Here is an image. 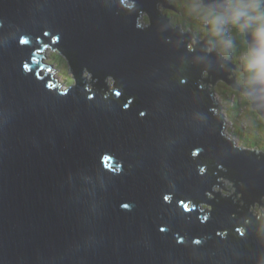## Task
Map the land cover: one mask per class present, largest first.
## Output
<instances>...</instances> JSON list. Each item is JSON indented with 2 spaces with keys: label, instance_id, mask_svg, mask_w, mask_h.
<instances>
[{
  "label": "water",
  "instance_id": "obj_1",
  "mask_svg": "<svg viewBox=\"0 0 264 264\" xmlns=\"http://www.w3.org/2000/svg\"><path fill=\"white\" fill-rule=\"evenodd\" d=\"M162 1L0 0V264H264V222L205 195L231 179L213 171L223 165L240 199L264 196V153L225 136L201 86L203 74L223 79L264 117V27L246 32L260 70L244 88L223 54L190 47ZM201 1L229 15L222 0ZM45 49L63 51L66 95ZM84 69L97 79L91 98ZM109 76L120 95L104 89ZM182 199L198 205L183 211ZM199 202L213 206L205 223ZM174 233L209 239L182 245Z\"/></svg>",
  "mask_w": 264,
  "mask_h": 264
},
{
  "label": "trees",
  "instance_id": "obj_2",
  "mask_svg": "<svg viewBox=\"0 0 264 264\" xmlns=\"http://www.w3.org/2000/svg\"><path fill=\"white\" fill-rule=\"evenodd\" d=\"M247 4H241V3H237L236 5H238V15L236 17H234V19L232 17H229L227 14H219L218 12H213V10L210 11V15L206 16L202 13V11H200V15L198 17L201 18V16L203 15V19H207L209 18L211 22V24H214V32H218V29L220 28L221 32L224 33V35L226 36L227 33L232 32V35L230 38L233 39L234 42H230L232 45L231 48H229L230 50L227 49V46L223 43L220 42V49L218 51L223 52L227 57H232V51L235 52L236 55V59L241 63L240 65V69H244L246 70L248 73L245 75L244 79L246 81V85L252 86L256 75L258 74L259 70H260V63L259 61L254 57L253 53L251 52L250 48H249V42L246 39V32L248 31H252V32H257L259 28H262V26H264V7H263V1L259 0V3L256 2V0H246ZM258 1V0H257ZM180 2V1H179ZM238 2H240V0H238ZM177 6V4H176ZM189 6L191 7L192 10V6L191 4H189ZM204 6V5H203ZM178 7V6H177ZM205 7V6H204ZM207 8V7H205ZM209 9V8H208ZM198 10V9H196ZM171 12V11H170ZM254 13H257V16H254ZM181 14V13H180ZM193 15H191V19L194 20L196 16V14L192 13ZM198 15V14H197ZM215 16V17H213ZM244 17L245 19L248 17L250 20L256 18L253 20V23L250 24L249 27H247L246 29L244 28V26H241V23L239 21H237L238 19L243 20ZM258 17V18H257ZM199 18V19H200ZM223 20L228 22V25H231L230 31H228L225 27H227V25H221V23L223 22ZM179 21H183V22H187V17L184 14H181L179 16V19L176 22H171V24L173 26H177V24H180ZM213 21H215V23H213ZM143 24V22H140ZM181 25V24H180ZM218 25V26H217ZM184 27V29L186 30L185 32H187L186 25H182ZM232 26L233 30H232ZM219 27V28H218ZM190 31V30H189ZM212 34H214L212 32ZM224 40V38H222ZM231 39V40H232ZM233 48V50H232ZM89 71L88 69H84L83 71ZM90 72V71H89ZM91 73V72H90ZM92 79L86 81L88 86L90 88H94L96 83H97V79L95 77L94 74H92ZM204 76V75H203ZM72 79H74V76L72 77ZM71 80V79H69ZM114 82H111L110 79L107 80V77L104 78L103 81V85H104V89H107V91H109L110 93H115L116 95H120V87L116 84L114 78L111 79ZM226 83L227 88H225V94H228V91H232V89L234 90L233 92L235 93V96L232 95V93H229L230 96V105L232 108H237L238 106H243L245 109L240 112V108L237 110L238 113L236 114V120L237 123H235L236 125V130L237 133L240 137H244L245 140H247L248 142L251 143V147L256 146L258 149L259 147L262 149L264 148V117L261 115V113L258 112L257 109H255L252 105V103L250 102V100L248 99L247 95L241 91V90H236L234 87H232L229 83ZM230 85V87H229ZM201 86L205 87L207 89L208 92H211L213 94L214 91H212L209 87H207L202 81H201ZM244 88H247L245 86H243ZM234 96V97H233ZM242 101V102H241ZM241 102V103H240ZM210 104H212L211 107V111L214 113V115L221 121H223V118L221 117L220 113L217 111L219 109V103L217 102V100H213L210 98ZM239 122V123H238ZM241 124V125H240ZM245 125V126H244ZM249 149V148H248ZM252 151H254L253 149H250ZM263 152V151H261ZM264 153V152H263ZM219 165H215L214 167V172L216 173V175L222 176V177H227V178H234L233 174L225 167H223V170H220L218 168ZM219 182V179H218ZM223 185L222 182H220V185ZM245 195V198L241 199L243 200L242 203H239L240 205V209L242 211H244L245 213H247L248 215H252V219H256L258 222H264V215L262 214H254L250 208V205L257 202V200H259L260 202L262 201V199L260 197H255V193L252 191H246L243 192ZM219 195L221 197L222 196L220 193ZM218 196H216L217 198ZM228 197H232V196H228ZM264 202V201H263ZM192 206H197L198 204H196L194 201H191L190 203ZM256 204V203H255ZM240 228H245L243 225Z\"/></svg>",
  "mask_w": 264,
  "mask_h": 264
},
{
  "label": "rangeland",
  "instance_id": "obj_3",
  "mask_svg": "<svg viewBox=\"0 0 264 264\" xmlns=\"http://www.w3.org/2000/svg\"><path fill=\"white\" fill-rule=\"evenodd\" d=\"M234 1H236V0H234ZM166 2H168V4H166ZM200 2H202V1L200 0ZM222 2H223V9L224 8L227 9V12L232 9L230 7L229 2L226 5V7L224 6L223 0H222ZM240 3L241 4H247V1L246 0H240ZM127 4L131 5V2L128 1ZM162 4H163V6H161L159 4L158 8H159V11L163 14V16H166V17L168 16L166 13L168 11V9L171 10V12H175L173 10V8H174V6H176V4L178 6V10H176V13H178L177 15H179L178 11H180L184 15H186L188 21L187 22L179 21V23L181 25L179 26V24H177L178 25L177 28L182 27V25H186L187 29H192L194 31L195 30H197V31L201 30L202 33H204V34H211L212 32L214 33V34H212L213 38L209 39L210 42L206 46V49L209 50L208 52H210V50H212V49H214L215 51H218L220 49V44H219L220 41L223 42L227 46V48L228 47L231 48L232 45H230L231 43L229 40L231 39L230 37L232 35V32L227 33V35L225 36L224 33L221 32L219 27H218L219 28L218 32H214L215 31L214 27H213L214 24H211L212 21H210L209 18L204 20L203 15L201 16V18L198 17L200 15L199 12L202 11L201 7H200L201 4L199 3V1L197 2L196 0H165V1H162ZM189 4H191L192 10H191V7L189 6ZM202 5H204V4L202 3ZM196 9H198V10H196ZM165 10H166V12H165ZM238 10H237V14H238ZM171 12H168L171 14V15L169 14L170 19L168 17V21L170 22V24H171V22H176L179 19L178 16H175V15L172 16ZM192 13L196 14V16H197L194 18V20L191 19V17H190L191 15H193ZM223 14H225V13H223ZM228 14L231 15L232 13L228 12ZM147 15H148L147 11L142 12L143 18H141V21L143 22V25H146ZM257 15H258L257 13H254V16H257ZM242 18H243V20L239 19V22L241 23L242 27L244 26L245 29L247 27H249L251 23H253L254 19H256V18H254L253 20L252 19L250 20L248 17L246 19L244 17H242ZM214 22L215 21H213V23ZM225 24L227 25V27L224 26V28H226V29L228 27L231 28V25L229 26L228 22L223 20L221 25L223 26ZM233 27L234 26H232V30H233ZM263 27L264 26H262V28ZM230 28H228L227 30L230 31ZM181 30H183V29H181ZM187 32H189V30H187ZM222 38H224V40ZM217 40L219 41L218 43H217ZM198 41H201V40L197 39L196 37H194L192 35L190 42H189L190 47H194ZM213 42H215V43H213ZM212 43H213V47H212ZM43 62L52 68V74L54 75V77L58 78L59 80L63 81L64 83L68 84L69 86H71L74 83V80L72 79V75H71V72H70L69 67H68V64H67L66 59L64 57L63 51L53 50V49H45L44 54H43ZM43 70H44L43 72L45 73V68H43ZM238 71H241L240 67H239ZM83 72L84 71H82L81 76H83L82 75ZM241 74H243V71H241ZM203 75H204L203 77L205 79H208L207 80L208 82L203 81L204 84L207 87H209L212 91H214L212 94V99L217 100V102L220 105L219 109L217 111L220 113V115L224 121L222 129L224 130L225 136L231 137L230 139H232L234 144L238 147L246 148V149L249 148V149L255 150L258 153H263L264 148L262 149V147L261 148L259 147V149H258L256 146L251 147L250 146L251 143L248 142L247 140H245L244 137H240L237 133V130H236L237 128L235 126L236 125L235 123H237L236 114L239 111V110H237V108L238 109L240 108V110H241L240 112H242L245 108L243 106L242 107L238 106L237 108L231 107L229 93H232V95L235 96V93L233 92L234 90L232 89V91H228V94L227 93L225 94L224 90H225V88H227V86H226V83L223 79L218 78L215 80L214 78H212L208 74H203ZM229 75H231V73H229ZM112 78H109V79L111 82H114L113 80H111ZM228 78H229V76H228ZM69 79H71V80H69ZM241 83H242V86H245L247 88L251 87V86L248 87L246 85L245 79L243 81H241ZM261 151H263V152H261ZM219 181L223 183V185L222 184L220 185L222 190L225 191V193L232 195V197L230 199L233 202H235L237 204L242 203L237 191H235V193L232 192V188L234 187V185H233L231 179H219ZM216 194H219V193H216ZM216 194H215V196H217ZM258 197H260L262 199V201L256 202V204L253 206H250V208L254 214L264 215V202H263L264 196H258ZM225 199H228V198H225Z\"/></svg>",
  "mask_w": 264,
  "mask_h": 264
},
{
  "label": "clouds",
  "instance_id": "obj_4",
  "mask_svg": "<svg viewBox=\"0 0 264 264\" xmlns=\"http://www.w3.org/2000/svg\"><path fill=\"white\" fill-rule=\"evenodd\" d=\"M138 27H139V25H138ZM21 39L23 40V37H21ZM82 75L86 81L92 79L91 73L87 70H85ZM109 78H112V77L111 76L107 77V80ZM74 84L75 83H73L70 87H66L63 91H59V92L61 94L66 95L69 92V90L74 86ZM86 91L89 92V98H91V90L89 89L88 85H86ZM124 107L127 108L128 105L126 104V105H124ZM140 115L144 116L145 112H141ZM218 168L220 170H223V165H219ZM121 171H122V167H121ZM199 173H201V174L205 173V167L204 166L199 167ZM235 191H236L235 187H233L232 192L235 193ZM216 193H220L224 197L232 196L231 194H227V193H225V191L222 190V188L220 186V181L218 183L214 184L210 191H206L205 195L209 200H213L216 198V196H215ZM173 195H174V193H170V192L164 194L163 201L165 203L170 204L172 202ZM179 204L182 205L183 211H188L190 209L195 208V206L193 208H190L189 203H185V201L183 199L179 201ZM199 204L201 205L199 207V210L203 213V215L199 216L198 219H199L200 223H205L208 221V219L210 218V216L212 214L213 206L209 203H206V202H199ZM121 207L124 209L131 210L133 205L130 203H123L121 205ZM245 222H247V221H245ZM234 228H235V231L233 232V236H235L236 233H240L241 235H243V231H244L243 228L235 227V226H234ZM159 230L161 232H166V231H170V228L167 224H162V225H160ZM229 231H230L229 229L217 230L216 235L221 237V238H226ZM173 235H174V239L176 240V242L178 244H182V245H184V244L201 245V244L205 243L207 241V239H209V237H207V236H194L191 238V240H189L186 237V235H180L179 233H174Z\"/></svg>",
  "mask_w": 264,
  "mask_h": 264
},
{
  "label": "flooded vegetation",
  "instance_id": "obj_5",
  "mask_svg": "<svg viewBox=\"0 0 264 264\" xmlns=\"http://www.w3.org/2000/svg\"><path fill=\"white\" fill-rule=\"evenodd\" d=\"M197 2L199 1V3L201 4V10H202V13L204 14V15H206V16H208V15H210L211 13H210V9H208V8H205L203 5H202V2H200V0H196ZM250 1V0H249ZM228 2H229V4H230V7L232 8L230 11H228V12H230V13H232L231 15L229 14L228 16L229 17H232L233 19H234V17H236L238 14H237V10H238V5H236L237 3H240V2H238V0H236V1H234V0H228ZM256 2H258L259 3V0L257 1L256 0ZM260 3H261V0H260ZM166 4H168V2H166ZM167 6V5H166ZM167 10V9H166ZM166 10H165V12H166ZM173 10L175 11V12H171L172 13V16H180L181 14H183L182 12H180V11H178L179 12V15H177L178 13H176V10H178V7L177 6H174V8H173ZM171 10H169L168 9V11L166 12L167 13V18L169 17V14L170 13H168V12H170ZM212 12V11H211ZM214 12V11H213ZM216 12V11H215ZM214 12V13H215ZM181 13V14H180ZM219 14H223V13H220V12H218ZM171 15V14H170ZM210 16H212V15H210ZM213 17H215V16H213ZM169 19H170V17H169ZM237 21H239V19L237 18ZM215 23V22H214ZM178 26V25H177ZM179 26H180V24H179ZM181 29H183V31H186L185 29H184V27L182 26V27H180ZM190 31L188 32V33H191L194 37H196L197 39H200L201 41H205V43L208 45V43L210 42V40L209 39H211V38H213L212 37V33L211 34H204V33H202V31L200 30V31H197V30H192V29H189ZM232 39V38H231ZM229 40L230 42H234L233 41V39L232 40ZM219 41L217 40V43H218ZM221 42V41H220ZM213 43H215V42H213ZM213 43H212V47H213ZM220 45H221V43H219ZM228 49V48H227ZM228 50H230V49H228ZM232 50H233V48H232ZM221 54H223L224 55V57L226 58V61L230 64V66H231V69H230V73H231V75H229V78L231 79V81L233 80V79H235L236 81H235V84L237 85V84H240V85H242V83H241V81H243L244 80V78L243 77H245V75L248 73L246 70H244V69H242L241 68V71H243V74H241V71H238L239 70V67H240V65H241V63L242 62H240V61H238L237 59H236V55H235V52H233L232 51V57H227L223 52H221V51H219ZM243 78V79H242ZM229 87H230V85H229ZM236 90H238V89H236Z\"/></svg>",
  "mask_w": 264,
  "mask_h": 264
},
{
  "label": "bare ground",
  "instance_id": "obj_6",
  "mask_svg": "<svg viewBox=\"0 0 264 264\" xmlns=\"http://www.w3.org/2000/svg\"><path fill=\"white\" fill-rule=\"evenodd\" d=\"M210 81V80H209ZM208 82V81H207ZM209 91V90H208ZM217 196L219 195V194H216ZM257 202H260L259 200H257ZM262 204V203H261Z\"/></svg>",
  "mask_w": 264,
  "mask_h": 264
}]
</instances>
